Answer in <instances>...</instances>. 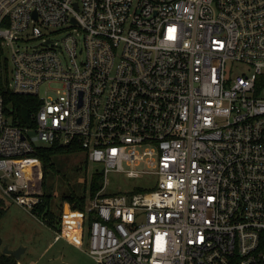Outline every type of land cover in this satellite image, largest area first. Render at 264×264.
Masks as SVG:
<instances>
[{"label": "built area", "instance_id": "built-area-1", "mask_svg": "<svg viewBox=\"0 0 264 264\" xmlns=\"http://www.w3.org/2000/svg\"><path fill=\"white\" fill-rule=\"evenodd\" d=\"M0 41L39 101L20 124L0 90L3 198L31 211L36 148L76 146L103 185L55 238L96 264H264V0H0ZM111 172L157 180L107 192Z\"/></svg>", "mask_w": 264, "mask_h": 264}, {"label": "rangeland", "instance_id": "rangeland-1", "mask_svg": "<svg viewBox=\"0 0 264 264\" xmlns=\"http://www.w3.org/2000/svg\"><path fill=\"white\" fill-rule=\"evenodd\" d=\"M248 68V65L239 61L226 63V69L231 74L246 71ZM51 86L55 87L56 84ZM44 88L45 86H41L42 91ZM85 160L82 151L56 155L54 157L56 170L49 169L45 181L42 179L43 189L52 195L51 210L54 213L55 227L58 225L61 228L62 225L56 222L62 217L63 210L68 208V202L62 200V195L71 190L81 193L85 180L88 183L91 173L101 166L92 161L85 163ZM108 179L106 191L115 192L131 190L135 187L152 188L157 177L149 174L142 177H128L123 173L111 172ZM0 197H4L1 188ZM3 199L6 211L0 219V250H3L4 246H8L10 250L22 247L24 251L18 259L19 264H96L85 251L86 237L82 247L75 245L64 236L59 235L55 238L60 229L57 230L10 198ZM77 228L72 232L74 238H77ZM84 230L86 232V226Z\"/></svg>", "mask_w": 264, "mask_h": 264}, {"label": "trees", "instance_id": "trees-1", "mask_svg": "<svg viewBox=\"0 0 264 264\" xmlns=\"http://www.w3.org/2000/svg\"><path fill=\"white\" fill-rule=\"evenodd\" d=\"M7 70V59L4 54V49L0 41V90L4 97V102L6 104V109L8 113H12L13 116L18 120L20 124H28L29 123V115L30 113L37 109L39 101L30 95L17 94L11 91L7 87V78L5 77V73ZM82 150L76 146H62L58 144L39 146L34 151V155L38 156L43 164L44 170V181L47 176V172L49 169L56 170L54 157L59 154H68V153H76L81 152ZM85 163L88 162V157L85 156ZM103 185V177L102 172L99 169H95L90 176V180L88 183L85 180L84 187L81 193H78L76 190H71L62 195V200L67 201L72 209L84 210L86 201L95 196L97 192L102 188ZM143 190V188L135 187L131 189V192H138ZM51 201L52 195L45 192L43 193L42 200L39 204H37L31 212L43 219V221H47L50 225L55 227L54 221V213L51 210ZM6 211V204L2 197H0V219L4 215ZM66 222L72 225H65V232L68 233L73 227H78V221L76 219L72 220V216L66 208ZM90 218L87 219V222ZM61 217L58 218L57 222L60 224ZM77 225V226H76ZM57 230L60 227L57 225L55 227ZM1 245V239H0ZM0 264H19V260H17L13 255L3 253L0 250Z\"/></svg>", "mask_w": 264, "mask_h": 264}, {"label": "water", "instance_id": "water-1", "mask_svg": "<svg viewBox=\"0 0 264 264\" xmlns=\"http://www.w3.org/2000/svg\"><path fill=\"white\" fill-rule=\"evenodd\" d=\"M35 15H36V13H35ZM22 251H24V249H22V247L10 250L8 248V246H4V249L2 250L3 253L13 255L17 260L21 257ZM57 261L58 260H55V262H57Z\"/></svg>", "mask_w": 264, "mask_h": 264}, {"label": "bare ground", "instance_id": "bare-ground-1", "mask_svg": "<svg viewBox=\"0 0 264 264\" xmlns=\"http://www.w3.org/2000/svg\"><path fill=\"white\" fill-rule=\"evenodd\" d=\"M74 229H76V227H73L70 231H68V233L72 235Z\"/></svg>", "mask_w": 264, "mask_h": 264}]
</instances>
